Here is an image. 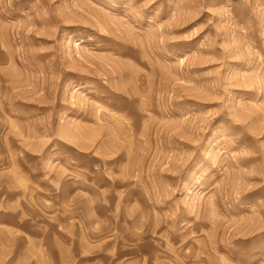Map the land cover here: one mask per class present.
<instances>
[{"label": "rangeland", "instance_id": "rangeland-1", "mask_svg": "<svg viewBox=\"0 0 264 264\" xmlns=\"http://www.w3.org/2000/svg\"><path fill=\"white\" fill-rule=\"evenodd\" d=\"M0 264H264V0H0Z\"/></svg>", "mask_w": 264, "mask_h": 264}]
</instances>
